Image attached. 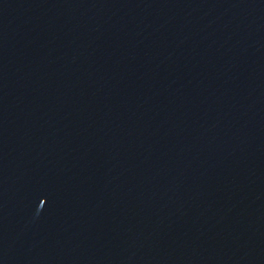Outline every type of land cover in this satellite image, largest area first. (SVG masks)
<instances>
[{
    "label": "water",
    "instance_id": "1",
    "mask_svg": "<svg viewBox=\"0 0 264 264\" xmlns=\"http://www.w3.org/2000/svg\"><path fill=\"white\" fill-rule=\"evenodd\" d=\"M0 264H264V0H0Z\"/></svg>",
    "mask_w": 264,
    "mask_h": 264
}]
</instances>
